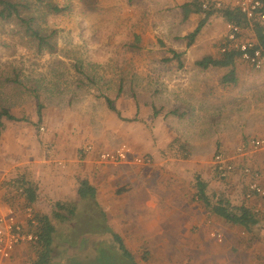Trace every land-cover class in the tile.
<instances>
[{
  "label": "rangeland",
  "instance_id": "1",
  "mask_svg": "<svg viewBox=\"0 0 264 264\" xmlns=\"http://www.w3.org/2000/svg\"><path fill=\"white\" fill-rule=\"evenodd\" d=\"M53 1L66 4L67 12L62 17L45 18L44 14L39 19L43 34L55 32L50 40L51 51L45 54L39 53L36 44L16 24L0 22V105L26 118L19 123L0 120L1 205L11 206L24 230L30 231L27 207L3 198V184L20 174L41 190L31 207L35 214L51 216L54 204L60 200L76 205L73 217L55 223L57 264H67L69 256L94 258V245H100L96 251L100 250L98 264H132L119 255L120 251L114 254L101 249L117 245L108 232H102L107 226L122 237L137 264H188L189 246L198 244L202 249L196 247L197 261L234 263L250 259L246 264H264V217L258 215L260 225L248 234L211 216L195 196L197 176L207 182L210 194L223 193L233 202L238 198L247 200L251 181L264 187V174L256 168L258 158L264 157L263 150L247 147V136L252 133L249 129L254 126L245 117L250 111L245 97L240 103V118L244 120L236 128L229 99L222 95L223 102L212 100L229 70L205 72L196 65L205 57H219L228 47L227 22L222 14L217 11L211 16L188 46V36L205 18V14L185 17L183 6L194 0ZM222 1L223 9L236 8L230 0ZM253 36L251 30L243 29L242 39ZM254 70L238 60L240 86L257 84ZM14 71L19 73V83L9 81ZM203 90L204 100L198 99L197 94ZM108 99L116 111L110 109ZM190 99L198 103L203 116L200 123L191 118L184 121L172 113V101L180 104ZM135 102H147V109L139 110L134 117L139 109H135ZM38 105L43 107L41 117ZM169 110V119L154 122V115ZM143 113L147 120H138L136 117ZM210 119L220 121L216 126ZM196 130L204 136L199 135L200 141L194 136ZM212 133L226 140L218 137L220 140L215 141ZM225 142L232 143V147L239 145L240 156H228L223 151ZM195 143L202 156L188 152L186 146ZM122 145L131 151L129 161L116 165L100 162L103 152ZM179 145L186 150L182 152ZM88 146L93 151L87 152ZM218 153L234 166L226 178L220 176L214 164ZM135 157L143 158L145 163H135ZM108 165L114 168H108L104 177ZM83 179L98 184L99 189L105 187L100 191L104 200L99 205L76 200L69 194L65 200L62 193L54 197L57 190L74 193V186ZM250 200H254L253 210L264 204V197ZM213 234H220L224 241L232 238L233 245L228 240L218 243ZM32 244L19 245L30 260ZM243 246L251 253L243 251ZM236 250L240 251L237 255Z\"/></svg>",
  "mask_w": 264,
  "mask_h": 264
},
{
  "label": "trees",
  "instance_id": "2",
  "mask_svg": "<svg viewBox=\"0 0 264 264\" xmlns=\"http://www.w3.org/2000/svg\"><path fill=\"white\" fill-rule=\"evenodd\" d=\"M202 4L203 3L201 1L194 0L193 2L183 6V13L185 17H189L190 14H205L204 20H202L196 30L188 36V46H191L194 43L202 28L206 25L207 20L218 11L222 14L227 23L235 24L240 26L242 29L251 30L258 47L264 49V21H248L236 8L204 10L202 8ZM66 12V4L61 6L53 0H32L31 3L0 0V22H12L16 24L17 28L21 29L25 36L36 44L38 47L37 49L41 54L51 51L50 48L52 45L50 44V40L55 32L52 31L51 35L43 34L38 23L39 19L44 14H46L45 18L50 16L62 17ZM177 55L178 54L174 53V57L179 58ZM238 60H240V53L227 47V50L221 53L219 57H205L196 62V65L203 70L211 68L228 69L229 72L223 77L222 83L232 84L237 82L236 64ZM13 74L14 78L9 81L19 83V73L14 71ZM107 101L110 109L116 111L112 101L109 99ZM42 108L43 107L41 105H38L39 117H41ZM0 120L19 123L26 121V118L17 117L12 114L8 108L0 105ZM2 188L4 190L3 198L5 197L7 201H11L18 207H32L37 203L39 186L33 180L26 178L24 174H20L17 177L5 182ZM196 190V199L206 206V209L209 211L211 216H215L229 225L239 226L248 234L253 233L254 229L260 225L261 218L252 208L245 205H236L223 193L214 192L210 194L208 191V184L201 176L196 177ZM78 197L82 201H95L97 197L96 188L88 180H82L78 189ZM75 211V204L56 202L51 216L36 214L38 226L36 227L34 234L38 236V240L32 244L33 252L36 256L33 264H52V254L55 249V223H61L69 220L75 215ZM106 229L113 235L114 241L118 243L120 250L122 251L123 258L126 256L129 260H131L132 264H137L132 254H130L128 249L125 247L122 238L118 234L114 233V231L108 226ZM97 261V263H99V259Z\"/></svg>",
  "mask_w": 264,
  "mask_h": 264
},
{
  "label": "crops",
  "instance_id": "3",
  "mask_svg": "<svg viewBox=\"0 0 264 264\" xmlns=\"http://www.w3.org/2000/svg\"><path fill=\"white\" fill-rule=\"evenodd\" d=\"M230 2H232V1L230 0ZM232 4L234 5L233 2H232ZM234 7H235V5H234ZM208 70H214V69L211 68V69H208ZM208 70H204V71L206 72ZM254 71L257 72V73L254 74V76L259 79L256 82L257 84L247 85L245 87L240 86L239 85V80H238L237 75H236V78H237V82L236 83L224 84L221 81L220 84L217 85L218 86V92L216 94H214V96L212 98V100H214V101L219 100V102L220 101L223 102L224 101V98H223L222 95H224L225 99L226 98L229 99L230 108H232L234 110L233 113L230 114V116H231L232 119H234V125H236V128H238L239 125H240L239 123H243L242 121L244 120V119L242 120V118H240V112H242L241 110L243 109L241 107L240 103H243L244 102V97H245V99H246L245 101L247 102L248 106L250 107V111L246 114L245 117H247V118L250 119V121H249L250 126H254V129H249V131L252 132V133H250V135L247 136V139H246V141H247V147L250 146V141H252V140H264V84H260V83H264V69L263 70H260V71H258V70H254ZM197 95H198V99H199V97H201L204 100V95H206V93L203 90V91H199V93ZM174 102L175 101H172V104L173 105H171L170 107H173L174 110H173L172 113L175 116L177 115V118L180 117L184 121H185L186 118H191V119H194L196 121V123H200L203 120V116H201V114H200L201 112L198 111L199 110L198 103L197 102L195 103L194 100H191V99L190 100H182L181 101L182 103H180V104L178 102L175 104ZM146 103L145 104H141V103H138V102L136 103L135 102V109L137 107H139V109L138 108L136 109V112L134 114V117L138 113L139 110L141 111L142 109H147L146 106H145ZM232 103H234V104H232ZM153 107L157 108L154 103H153ZM159 108L160 109H163V110L165 109V107L163 105H160ZM125 112H127V111L125 110ZM125 112L123 111L122 113L125 115ZM157 114L154 115V118H155L154 119V122L155 123H160L163 119H165V118H168L169 119L171 117L170 116V110H169L168 113L162 112V114H159V113H157ZM130 117H132V116H130ZM144 117H145V115L143 113V114H140L139 116H137L136 118L138 120H140V121H146L147 119L144 118ZM209 121H210L211 124H214V125L217 126V124H218V122L220 120L215 119L213 121V120L210 119ZM175 123H176V121H175ZM213 132H216V129L215 128H214ZM171 133H172V131H171ZM168 135L170 136L169 131H168ZM199 135H200L199 130L194 131V136L196 137V140H198V141H200L199 140L200 139ZM201 137H204V136L202 135ZM218 137H221L220 139H222V140L223 139L226 140L225 138H223V135H219L218 136V135H216V133H212L211 139H214L215 141L220 140ZM167 140H169V139H167ZM219 143H221V141H219ZM222 145L224 146V149H226V150L231 149V152H228L226 150H223L228 156H230V155L231 156H234V157L240 156L239 153H238L239 152L238 151L239 145H236V146H233L232 147L231 146L232 143L231 144H227V142H225V144H222ZM186 147H188V152H190V154H192L193 156L194 155H196V156H202V153L199 151L200 149H199V147H198V145L196 143L195 144H190L189 146H186ZM186 147L179 145V148L182 150V152L186 150ZM260 150H263V153H264V147L261 148ZM263 156H264V154H263ZM89 165H90V163H89ZM108 168L111 169V168H114V167L111 166V165H108L103 170L104 177L108 173ZM256 168L258 169V171H260V172H262L264 174V157L258 158V162H257ZM83 180H88V179H83ZM88 181L96 188V191H97V197L95 199V203L100 204L101 202H99V201H103L104 200V194L103 193L101 194L100 191H103L105 189V187H101L99 189V185L98 184H95V183H93L90 180H88ZM80 182L77 183L74 186V193L71 194V191H70V193H67V192H65L66 191L65 189H64V191H61L60 190L61 192L59 190H57L58 192L57 191L54 192L55 193L54 197L56 198L57 197L56 194L62 193V195H64V197H62L63 200H65L64 198L69 197V195H73V197L76 200H80V198L78 197V189H79V186H80ZM261 183L264 185V177H263V182H261ZM40 192H41V190L38 191V196H39V193ZM49 192L52 195L51 197H53V192H52L51 189H49ZM195 196H196V194H195ZM55 198H54V200H55ZM100 198L102 200H100ZM83 201H93V200H83ZM253 201L254 200H249V201L248 200H245V198L240 201V198H238V201H236L234 203L236 205H245V206H248V207L252 208L251 206L253 204ZM58 202H61V200L58 201ZM262 203H264V201ZM2 206L3 205H1V201H0V210L2 209ZM103 214L105 216L107 215L106 212H103ZM108 227L110 228V226H108ZM237 227H239V226H237ZM102 232H108V230L106 229V230H103ZM114 233H116V232H114ZM108 234L110 235V237H112L111 240L114 241L113 235L110 232H108ZM116 234H118V233H116ZM231 239L232 238H230V239L227 238L225 241L228 240L227 242L230 243L231 245H233V240L230 241ZM225 241L223 239V241H217V242L218 243H225ZM199 243H201V242H199ZM99 246L100 245H97V246L94 245V251H93V253H97V255L94 258H92V257L91 258H84V259L81 258V260H80L78 258V256H77V258H75V256H69L67 258V264H96L97 263V260L99 259V251L100 250L98 252H96L98 250ZM56 247L57 246L55 245V249L53 250V254H52V258H53L52 264H57L55 262V260H56V258L58 256V252L59 251L56 249ZM196 247H199L198 249H199V251H201L202 247H200V244H198L196 246H193V247L192 246H189V250H188L189 252H188V254H190V256L188 257V260H190V261L185 262V263H188V264H246L248 262V260H250V259H248V260H246V262L241 261V260H239V261L237 260V261H234V263L229 262V260H226L225 262H222V260H219V261H214L213 263H212V261L211 262L210 261H207L205 263L204 261H197V254L195 253L196 252ZM105 248L106 249L108 248V249L105 250ZM245 248L246 247L243 246L242 247V250L243 251H246L247 254L251 253L252 250L251 251L250 250L247 251ZM22 249H23L22 246L16 247V249L11 254V257L9 259H4V258H2L0 256V264H33V262H34V260L36 258L35 253L33 252V255H30L31 256V260H30L28 258V256H25L24 255L27 252L25 250H22ZM101 249L102 250L104 249L103 251H106V252L109 251V252L114 253V254H115V251L116 252H119L120 251V254L119 255L122 256V251L120 250V247H119L118 243H117V245H114L112 247L106 245V246H104V248H101ZM68 250H70V249H68ZM68 250L66 251L67 253H68ZM236 252H237V250H236ZM239 253H240V251H238L236 253V255L239 254ZM250 256L252 257V255H250ZM74 259H76V260H74ZM64 263L61 262V264H64ZM250 264H253V263H250Z\"/></svg>",
  "mask_w": 264,
  "mask_h": 264
},
{
  "label": "built area",
  "instance_id": "4",
  "mask_svg": "<svg viewBox=\"0 0 264 264\" xmlns=\"http://www.w3.org/2000/svg\"><path fill=\"white\" fill-rule=\"evenodd\" d=\"M236 9L248 20V21H264V0H231ZM202 8L204 10H220L223 9L222 0H205L202 2ZM227 41L228 48L236 50L240 53V60L247 63L255 70L264 69V49L259 48L254 36L250 39L243 38V29L232 23H227ZM227 50V47L223 48V52ZM250 146L254 149H260L264 147V140H252ZM87 152L93 151L92 146L86 148ZM241 153V149H238ZM131 155L130 149L126 145H122L113 151L103 152L100 155V162L104 164H121L129 161ZM134 162L138 164H144L143 158H134ZM63 165L62 163H60ZM215 166L222 178H226L228 174L233 171V164L223 155L218 153L215 156ZM65 167V166H63ZM249 173V169L245 170ZM254 196L264 197V187L257 181H251L247 185L246 199L250 200ZM26 221L30 231L26 232L24 226L17 220L16 213L11 206H2L0 212V256L4 259H9L16 247L24 243H35L38 240V236L34 234L38 221L36 214L31 207H27ZM254 212L264 217V204H259ZM213 237L222 241L223 238L220 234H213Z\"/></svg>",
  "mask_w": 264,
  "mask_h": 264
}]
</instances>
